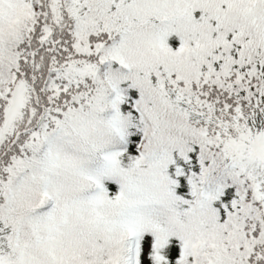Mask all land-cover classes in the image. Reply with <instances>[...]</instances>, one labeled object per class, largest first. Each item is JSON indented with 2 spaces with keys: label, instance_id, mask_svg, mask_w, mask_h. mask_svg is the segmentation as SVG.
Returning <instances> with one entry per match:
<instances>
[{
  "label": "snow or ice",
  "instance_id": "6c2138e0",
  "mask_svg": "<svg viewBox=\"0 0 264 264\" xmlns=\"http://www.w3.org/2000/svg\"><path fill=\"white\" fill-rule=\"evenodd\" d=\"M0 264H264V0H0Z\"/></svg>",
  "mask_w": 264,
  "mask_h": 264
}]
</instances>
